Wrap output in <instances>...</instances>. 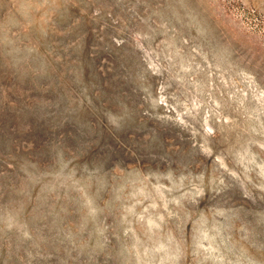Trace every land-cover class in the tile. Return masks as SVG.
I'll return each mask as SVG.
<instances>
[{
  "label": "rangeland",
  "instance_id": "374dc122",
  "mask_svg": "<svg viewBox=\"0 0 264 264\" xmlns=\"http://www.w3.org/2000/svg\"><path fill=\"white\" fill-rule=\"evenodd\" d=\"M0 264H264V0H0Z\"/></svg>",
  "mask_w": 264,
  "mask_h": 264
}]
</instances>
